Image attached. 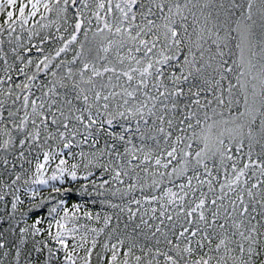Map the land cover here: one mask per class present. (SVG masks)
I'll return each mask as SVG.
<instances>
[{"label": "snow or ice", "instance_id": "obj_1", "mask_svg": "<svg viewBox=\"0 0 264 264\" xmlns=\"http://www.w3.org/2000/svg\"><path fill=\"white\" fill-rule=\"evenodd\" d=\"M0 264H264V0H0Z\"/></svg>", "mask_w": 264, "mask_h": 264}]
</instances>
